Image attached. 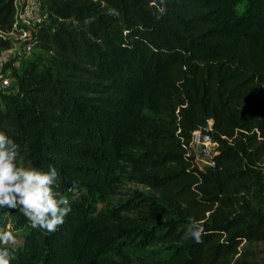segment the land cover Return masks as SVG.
I'll return each mask as SVG.
<instances>
[{"label":"trees","instance_id":"trees-1","mask_svg":"<svg viewBox=\"0 0 264 264\" xmlns=\"http://www.w3.org/2000/svg\"><path fill=\"white\" fill-rule=\"evenodd\" d=\"M43 9L46 60L13 70L0 130L20 159L57 168L72 210L48 232L9 209L21 234L11 264H264L250 247L264 242V0ZM14 15L15 0H0V52ZM197 130L217 142L213 167L196 162ZM193 220L198 243L183 235Z\"/></svg>","mask_w":264,"mask_h":264},{"label":"clouds","instance_id":"clouds-1","mask_svg":"<svg viewBox=\"0 0 264 264\" xmlns=\"http://www.w3.org/2000/svg\"><path fill=\"white\" fill-rule=\"evenodd\" d=\"M20 146L8 132L0 130V209H19L33 228L54 232L72 210L70 199L58 189L60 173L54 165L45 170L19 163ZM203 225L193 220L184 238L200 242ZM11 231L0 232V245L14 242ZM10 249L0 246V264H11Z\"/></svg>","mask_w":264,"mask_h":264},{"label":"built area","instance_id":"built-area-1","mask_svg":"<svg viewBox=\"0 0 264 264\" xmlns=\"http://www.w3.org/2000/svg\"><path fill=\"white\" fill-rule=\"evenodd\" d=\"M46 17L43 0H15L13 28L4 36L12 46L0 52V95L14 86L13 70L33 53L39 28ZM210 127L211 120L207 129ZM198 131L194 132L192 142L196 162L201 169L213 167L217 142L208 133H202L201 139V134L197 135Z\"/></svg>","mask_w":264,"mask_h":264},{"label":"rangeland","instance_id":"rangeland-1","mask_svg":"<svg viewBox=\"0 0 264 264\" xmlns=\"http://www.w3.org/2000/svg\"><path fill=\"white\" fill-rule=\"evenodd\" d=\"M9 32V31H7ZM7 32H3V36H5V33ZM11 39H15V37H11ZM39 56L41 57L44 61L46 60V57L47 56L43 51L39 50V49H34L33 53L32 54H29V57L30 56ZM209 123V122H208ZM211 125H212V120H211ZM201 134L200 135V138L202 136V131H198L197 132V135L198 134ZM199 138V139H200ZM201 161V160H200ZM19 163L23 166H26V167H33L29 162L23 160V159H19ZM131 187H133V185H131ZM128 189H129V185H127L125 187V189H122L118 194H116L114 197L112 196H109L108 199L106 201H97V206L99 208H105V207H108L110 206V204H113V203H117L119 201L120 198L124 197L126 195V193L128 192ZM84 192V190H78V191H75V194L77 197L79 196L80 193ZM8 211L9 209H4L3 212L0 213V232L2 231H11L13 232V234L16 236V240L14 242H10L9 244L7 245H0V246H6L10 249V253L11 252H15L16 251V248L21 244V234L20 232L17 230H14L11 226V222H10V218L8 217ZM250 247L254 249V251H256V254L259 256L260 260L264 261V242H255V243H250Z\"/></svg>","mask_w":264,"mask_h":264},{"label":"water","instance_id":"water-1","mask_svg":"<svg viewBox=\"0 0 264 264\" xmlns=\"http://www.w3.org/2000/svg\"><path fill=\"white\" fill-rule=\"evenodd\" d=\"M201 139H202V137H201Z\"/></svg>","mask_w":264,"mask_h":264}]
</instances>
